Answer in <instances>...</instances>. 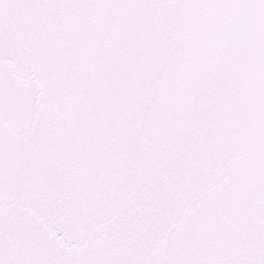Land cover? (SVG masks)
<instances>
[{
	"label": "snow or ice",
	"instance_id": "snow-or-ice-1",
	"mask_svg": "<svg viewBox=\"0 0 264 264\" xmlns=\"http://www.w3.org/2000/svg\"><path fill=\"white\" fill-rule=\"evenodd\" d=\"M0 264H264V0H0Z\"/></svg>",
	"mask_w": 264,
	"mask_h": 264
}]
</instances>
